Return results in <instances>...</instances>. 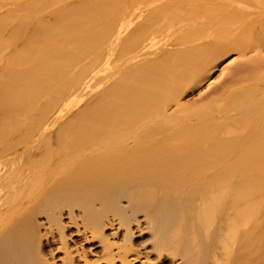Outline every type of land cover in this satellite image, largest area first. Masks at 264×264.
Masks as SVG:
<instances>
[{
    "label": "bare ground",
    "instance_id": "obj_1",
    "mask_svg": "<svg viewBox=\"0 0 264 264\" xmlns=\"http://www.w3.org/2000/svg\"><path fill=\"white\" fill-rule=\"evenodd\" d=\"M65 1L66 0H64V2ZM70 1L71 0H69L68 3L65 4L64 2H62V0H15L11 4H8L12 7L6 10L3 18L1 19L0 17V55L3 54V52L7 49H11L12 51H14H11L12 53L10 52L12 56H8L6 60L8 62V66L6 67V69L0 72V147H3V149H0V168L2 167L1 165H3V168H1L2 170L0 169V237H3L1 240H3V244H5L4 246L8 245L7 247L10 248L8 249L6 247L7 250H11L12 255H10V257H13V259L17 261L16 263H19V261L21 262L22 256L26 254V252L25 254L23 253L25 251L24 249L26 248V250L28 251L29 246L32 245L33 242L35 243L33 245H35V247L37 248L36 250L41 249L40 246L36 245V243L38 242L36 240H38L37 236H42L38 235V233L42 231L37 232L39 229L36 230L37 227L34 226L36 223L30 221L29 218V214H33L36 211V208H39L38 210H40L41 214L39 212L38 213L40 215H43V213L47 214L46 216L48 219H46L48 221H46L48 222L49 227V230L47 229V231L52 232L56 229H58L56 230V232L60 231L61 236H59L62 241V247L61 245L60 247L66 251L64 253V259L61 264H167V260L169 261V264H181V261H184L185 259H188L187 261L190 260V263L188 262L189 264H206L207 259H209L210 256H213L212 253H215L216 250L218 251V249H221L217 253L221 251L220 256L222 257V261L220 260V256L219 260L222 263L227 262L225 258L227 260L228 258L225 256L229 251L228 249L230 245L228 244L232 243V239L229 237L231 241H228L229 239L227 237L229 236L228 232L230 231V229L228 231L230 218H228L229 212L227 210V207L230 208L229 204H233L234 207L236 205H239L238 207H240L241 205L243 212H246L245 210H248L247 213L250 212L249 214L244 213L247 215L249 220V215H253L254 213V211L251 212V205L260 207L262 204H264V55L261 54L264 53V35L263 37H261V40L259 38L258 40L252 41L250 43H248L250 40L246 38L245 41L247 40L248 43L246 45L244 43L245 41H243L244 39L242 40L243 36L246 37V35H249L251 33L253 35V32L255 33L257 32V30H262V32H264V17H262V19H259V16H261L262 13L264 14V0L166 1L167 4H171V6L175 8V10L177 9L180 13V25L185 24V26L188 27L191 26V24L192 26H196L203 23L209 26H206V28L208 27V29H206L207 32H205L206 30H204L205 28H203V30L201 31H203L204 33L199 31L200 33L198 35H194V37L192 36L191 38H188L187 36L192 33V31L190 30L191 33L188 34V32L186 36L187 38L185 37V39L188 40L184 39V36L186 35L185 33L184 36L183 34L181 35L183 37L179 35L185 40V43L182 42L181 44H186L185 46H187L189 45L187 43L192 41L194 42V46H197L200 42L202 46L204 44V52L206 50L209 52V54L205 55L207 51L205 53L202 52V46L201 44H199L200 48L198 46L196 47V50L198 52L196 54V51L193 50L195 48H192V44L190 43V48H192V51H194L193 53H195V58H193L194 63H192L194 65L192 66V64H190L192 66H190L192 69L190 68L191 70H187L188 73L184 77L187 80H183L189 82V79V84H201L202 82L207 80L210 76H212V74H214L215 68L217 66L216 64L221 61L220 58L223 59L225 55L231 52H228V49L231 50L230 47L232 46L233 48L235 47V49L239 50L237 53H240L242 55H238L240 58L246 59V61L242 59L243 61H241V63L237 65V68H235V70L231 72V76H229L228 79L225 78L226 80H222V83H218L219 85H215L217 87H215L216 89L214 90H222L223 92L220 95L223 96L221 98V96L219 95L220 98L217 97L219 99L216 100L215 103L213 101L214 105H209V107L211 106L210 108H208L209 112L206 110L207 113L205 112V114H196L195 110H198L193 108V106H188V104L182 105L180 103H177L179 107L176 106L178 108L176 109L177 112L175 111L176 113L172 112L170 114V112L166 111V107L163 108L164 106L162 107V104L160 103L161 99L163 98L162 96H170L171 93L169 94V92L172 90V88L174 89L175 86L179 84L181 79L179 78L180 80L178 81V83H176V78L174 82V78L172 79V77L170 76V79L167 78L168 76H166L165 80H163V75L159 74L158 76L159 70L157 71V74L154 73L160 66V64H162L161 61L163 58L158 57L159 55L149 56L148 58L139 61L138 64L141 69L145 68V77H143V73H140L142 75L141 77L138 76V72V74H134L136 76V79H134L130 75L129 78H124L126 77V73H122L124 76L121 77L124 78V81L126 80V82H123L121 80V82L118 81L120 76L117 78V80L116 78H114L116 80L115 82H120L119 84L115 83L114 81L107 83V81L111 79L107 80L106 78L108 77H103V79L106 80V83L103 84L101 82L102 85H105V87H102L104 88L101 91L103 92L102 95L98 93V98L97 96H94L95 98L91 97L95 100L91 99V101L89 99L90 101L87 100V102H84L80 107V110L78 109V114L72 116L74 118L71 119V117L69 116V119L71 120L67 121L62 127L58 126L57 129H59V131H56V129H54L58 133L56 134L55 139H51L50 135L54 134L55 137V131L53 130V133H51L52 130L50 131V129L52 128L51 124L55 121L53 120L52 123L50 121V126L46 124L48 127H50L48 128L47 126L43 127L45 125L44 122H48V119L45 118L47 119V121H45L44 119H41L40 121L39 118H42L43 115L44 118L47 114V111L50 113L49 109L52 111V106L54 107L55 104L50 103L51 105H46L47 108L49 107V105L51 107H49L48 110L45 108V106H42L45 109L40 107V111L37 107L41 106V104H37V106L35 105V103L33 104L35 96L32 97V93L34 90L31 91L32 93L27 91L29 89L30 82L33 83V81H30L29 79L31 78L30 74H32L33 78L35 77V80L37 78H41L42 83L46 86V88H48L47 85H50L45 84V82L49 80V78H51V80L47 81V83L58 84L60 80L62 82V80H65L66 78V81H74V83L75 80L81 79V82L80 80H78L79 84L81 83L86 85V82L89 83L88 80L90 78H88V76L84 77L86 73L89 70H93L92 74H94V70L96 71L95 68L97 66L98 68L101 67L98 61L95 64L99 65L96 66L90 64L93 63V61H91L89 65L88 63L87 65L88 67L90 65L92 67L90 69L87 68L88 70L85 69L87 71L86 73L83 69V76H79L80 78L78 77V79H75L73 81L72 79H70L71 74H74L76 67H81L83 63L81 65L73 64L75 69L71 65H69L74 69V72H72V70L69 72L70 74H67L69 78H67L68 76L65 77L64 75H62V73L64 72H61L62 79H59V82L57 81L58 83L54 82L56 80H53L52 77H50L52 73L48 76L50 69H46V66H49L50 68L51 65L52 67L56 65L55 63L50 62L49 59H45V54L46 56L49 54L47 51L50 48L53 49V51H50V49L49 52H51L50 54L53 53L51 56H54L55 53H58L57 49L62 47L61 51L63 52L65 47H67V45L70 43L68 42L66 45V43L62 41H64L63 39L67 35L69 39L71 38L68 33L73 30V27L75 28V31L73 30L74 33H71V35L75 33L78 34L77 29L80 26H77V24L79 25L80 22L78 23L77 21H74L76 23L75 24L73 20L70 19L71 16H69V18L65 19H68L67 21H69V19L72 20V25H75H68L69 27L67 26L66 28L67 23L65 24V22L67 21L64 20V22L63 20H61V15L65 14L64 12L67 11L66 7L63 5H70ZM56 2V6H58V4L61 2V5L66 10H59V8L54 7L53 5ZM84 2L85 4L88 3L87 0ZM72 4H74V2ZM167 4H165V6L169 7V5ZM4 5L5 4L0 3V9L2 7L8 6ZM52 6L55 11L51 9ZM73 7L72 9L70 7L73 12V14L71 13V15H74L73 19L76 18L78 20L79 17H75L76 14H74V12H76V10L73 11V9L75 8ZM167 7L166 9L164 8L166 11H168ZM172 7H170L169 11L172 9ZM203 7L208 11H206L205 14H202V16H199L197 12L200 13V11H202L201 8ZM102 11L98 12L95 10V18L94 13L92 17L88 15L89 18L93 20L92 23L94 21L96 22L95 24L93 23V25H96L97 27H99L98 21L101 22L100 24H102L103 22L101 17L99 18V20L97 18V15ZM48 13H53L57 15V17H60L59 25L55 24V22H53L52 25H49L53 21H51L49 17H47V20L49 19L51 22L49 21L50 23H44L46 22V19H44V21L42 19V16L45 15L44 18H46V15H48ZM233 17L236 18L235 21L231 20V18ZM96 19L98 21H96ZM100 19L102 21H100ZM172 19H174V17ZM201 19L204 22H202ZM230 20L233 22H231ZM236 20L240 21V26L237 29L234 28V25L238 24L236 23ZM78 21H80V19ZM187 22L191 24L189 25ZM68 24H70V21ZM228 24H230L229 26L233 25L232 28H234V30L231 29L228 31V33L222 34L223 31H227ZM164 25L166 24L163 23V26ZM223 25H227L225 26L227 29H225ZM70 26H72V28ZM96 26L95 28H97ZM102 26L103 25H101V27ZM221 26H223L224 29L221 30ZM64 27L66 28V30ZM210 27H213V30H215V27H220L219 31H222L221 35L220 32L217 33V30L214 32L219 36L213 35L215 33L210 31L211 29L209 30ZM68 28H71V31L68 30ZM179 28H181V26H179ZM197 29L200 30L202 29V27ZM63 31H65L66 34H62ZM230 31L231 33H229ZM98 32L100 31L98 30ZM76 34L74 36H76ZM252 35L250 36L252 37ZM58 36L59 39L60 37L62 38L63 36H65L64 38H62V40H60V43L57 41ZM81 37L83 38V36ZM99 37V35L98 37H94L92 41ZM78 38L79 37L77 36L75 41L78 43L76 47H79L78 49H81V47H83V44L80 43L83 40H81L82 38H80L81 42H79ZM223 38L226 39V41L224 40L225 43L221 41ZM174 39L179 38L178 36H175ZM183 39H180V41ZM68 40L65 41L67 42ZM73 40H71V42ZM98 40L95 41L100 42ZM238 40H242V43L244 44H242ZM219 41L221 42L219 43ZM63 43H65L64 45L66 46H64ZM89 43L90 42L87 43V50H84L87 54V58L90 56L89 54L93 53L96 49L89 46L93 49L91 50V52H89ZM221 43H223L222 45L231 44V46H229V48L227 49V45L224 46L225 48L221 45V48L227 49L228 51L224 50V52L223 50H221V54H218V52H220V49L218 50L219 47L217 48V46H219V44ZM19 44L22 45V47H20ZM79 44L80 46H78ZM233 44H235V46ZM17 45L20 48L17 47ZM93 45L94 43L92 44V46ZM68 47L71 50V46ZM81 50L79 51L81 52ZM200 51L202 53H200ZM249 53H252L253 56L249 55V57H247ZM30 54L34 55L30 56ZM66 54L68 53H65V55ZM78 54L79 58L83 56L82 61H84L83 58L86 57L85 53ZM81 54L84 55L81 56ZM27 55H29V59L32 60V65L30 64V67L32 68H29L32 70H28L29 72L25 73L23 72L24 70L22 71V69L26 70L28 67L27 64L30 61ZM61 55L59 57H64L65 62L66 56ZM34 56L40 58L37 59ZM71 56L73 55H69L67 60ZM30 57H32L34 60ZM53 59H55V57ZM61 60L62 59H60V61ZM67 60L65 64H70V61L68 62ZM73 60L76 61L77 59L74 58ZM73 60L71 59V61ZM82 61L80 60V62ZM54 62H56V60ZM54 68L57 69L56 67ZM77 69L76 71L80 73L81 68H79L78 70ZM137 69L140 68L138 67ZM45 70H49V72L46 73ZM91 71L88 75L95 76L96 74L90 75ZM127 71L130 72L131 70ZM43 72H45V74H47V76L49 77L47 78V76L45 75V78H47L46 81L44 80L45 78L43 77ZM77 72H75L77 74H75V76H78ZM134 72H137L136 69ZM55 74L52 76L56 77L57 75ZM122 74L120 73L119 75ZM128 74L129 73H127V75ZM40 75L43 76L40 77ZM61 75L59 74V76ZM137 76L139 77L138 79ZM178 76H180V74ZM237 77H240L242 83L245 80L247 84H244V86L240 83L242 87L239 88L238 86V90H236L237 88L232 87L236 90L234 91V89H231V86H233L234 84L236 85V87L237 84L240 85L239 83H237ZM92 78L93 77H91V79ZM233 78H235L236 83L234 82ZM96 80L97 81L94 80L93 82L90 80L92 84L90 83V87L88 86L89 88H87V83L85 87L87 88L86 91H88L89 89L91 90L92 85H95V82L99 83L102 78H97ZM35 83L36 82H34V85L30 87H34ZM128 83L131 84L129 88H131L133 85L135 87V90H133L132 88L131 91L130 89H127L128 86H125ZM154 83L155 85H152ZM175 83L176 85H173ZM84 85H82L81 87H83V89L85 90ZM51 86L49 87L51 89L53 88V90L52 93H49L50 95L59 93V89L61 90L65 87L63 86V88L54 90L53 84H51ZM149 86L150 88L154 86L151 91L154 90L156 86L158 87L157 89H155L156 91L158 90V92L156 93L152 91V93L154 92V95H158L159 93V97L154 95L152 96V93L150 94ZM37 87L38 86L36 84L35 88ZM43 87L42 89L44 92L46 88ZM136 87L137 89L139 88L141 90H136ZM47 90H45L46 93ZM64 90H66V87ZM69 90L65 91V93H67ZM84 90L81 89V92L83 91L82 93H85L86 91ZM132 90L134 92H132ZM228 90L229 92H232H230L229 94L227 92ZM71 91L72 90H70L69 92L72 94L73 92ZM161 93L163 95H161ZM225 93H228L226 98H224ZM208 94L210 96V93ZM75 95L76 93H74V95L72 94L71 96ZM207 95H205L204 97L206 98ZM46 96L49 95L46 94ZM146 96H148V98ZM160 96L162 98H160ZM167 96L166 98H163L165 99L163 100V105L165 106L166 103L164 102L169 100V97ZM143 97L144 101L147 99L149 100V102L152 99L154 100L156 97H158L157 103H160L159 105H161V107L155 104L153 114L157 110V107H160V109L158 108L157 111L159 112L162 109L163 116L160 114L162 117H153L151 113L150 115H152V117H148L149 113H147V111L145 110L146 115L148 114L147 117L149 118L147 119V121H145V118H141L145 122L141 121V124L139 121L140 124H138V121L136 122V120L138 119L137 117V119L135 118L136 120H134L137 124H133V119H130L133 122L132 124H130L131 122L128 123L127 113L129 111H131L132 113V110L134 111L136 109H139L140 105L142 104L141 102L143 101ZM220 99H222V101ZM40 101H42V99ZM36 102L40 103L39 101ZM149 102L146 101V103ZM151 102L148 106L152 105L151 108H153V102L155 103V101ZM25 104H28L27 106L29 109L33 106L38 109L37 111L33 107L32 109H34V111L32 112L33 115L35 112L37 113V115L40 114L39 116H35L37 117V119H39L38 123H40L41 125V127L39 128H42V130L44 131L43 134H46L47 137L45 136L46 138L42 139H40L39 137L34 138L32 144L25 148L24 152H21L24 154V156H22L21 154L17 155L18 157H20L21 155L20 158L24 157L23 159H21L22 161L17 162V157V160L12 156V159H9L10 157H7L9 151L12 154L11 150L14 147L13 143H16L14 141L17 139H22V141L20 140L21 142L18 141L20 142V144H16L17 146H19L22 145L23 141H27L30 137L32 139V135H30L31 130L28 132V136H30L28 139L25 138V140H23L27 135L25 136L23 134L24 137L23 135H20L21 133H24L23 131H27V128H23L27 127L26 124H24L23 127L20 126L21 131L18 130V132H20L19 134L18 132L14 133L17 134V139L14 136V140L11 138V134H13L12 131H14V129L16 128L18 129L17 125H19L20 121L24 122V120H21L20 117L17 116H19L18 108H21L23 105L26 106ZM143 107H140V110H142ZM41 109L43 110V114L40 113L42 112ZM189 109H192L191 112ZM200 109H203V107ZM151 110L153 111V109H150V112ZM44 111H46L45 114ZM184 111L186 113H184ZM201 112L203 111L201 110ZM48 114L46 115L47 117L49 116ZM141 114H143V112H141ZM141 114L139 118L141 117ZM144 115L145 114H143L142 116ZM59 117H61V114ZM155 117H157L158 120H156ZM17 119L20 121H16ZM36 120L35 123H37ZM20 124L22 125V123ZM47 131H50V133H48V135L50 134V137H48L46 133ZM14 132H16V130ZM25 134H27V132ZM43 134H41V137L44 136ZM8 135L10 136V138ZM6 136H8L11 141H13L12 144L10 141H7L8 139L6 140ZM26 143L24 142L23 145ZM8 144L10 146L12 145V148L9 146L11 150L7 149L8 152L3 151L5 147L8 148ZM23 145L22 147H24ZM17 146H15L14 148H16ZM13 150L15 152V149ZM11 154L9 153V155ZM13 156H15V153ZM42 164L47 165V170L44 169L45 172L39 167ZM4 166H6V168ZM41 186H43L42 188L48 189H45L47 190L45 196L43 195L45 193L44 192L37 199V201H39L40 198L43 197V199L41 198L42 201L40 200L41 203L38 202L37 204L36 193L38 192L37 190H40ZM249 205L250 208H247ZM66 207L70 209H67ZM33 208L35 210L31 212ZM64 208L70 210L71 213H74L75 208H77L79 211L78 213H75L79 216L78 218H82L79 220L80 222H77L74 216L70 213V215L72 216L71 219L73 220V222L71 221L70 223H73V225H75L74 227L76 229L74 230V233L78 237V239L76 238L77 241H75V246L72 243L71 244L73 246H70V243H67L66 236L64 235L66 224L62 225L63 219L61 217ZM32 214L30 215V217L32 216ZM217 214L220 216H218L219 218L217 217ZM139 215L142 218L139 217ZM24 216L26 218H24ZM31 218V220L34 219L33 217ZM27 219H29V222L31 224ZM227 219H229L228 224L226 222ZM35 220L37 222L36 218ZM248 220L244 219V221L246 222ZM25 221H27V225H25ZM32 222L35 224H33ZM22 224L26 228V232L23 231L25 228H23L22 230ZM32 225L34 228H32ZM257 225L258 223L255 224V228L257 227ZM255 228V231H259V228ZM19 230H22L21 233H27V237L21 238V233L18 232ZM35 232L37 234H35ZM43 233L46 234L47 232L43 231ZM147 233H150V235L145 239H141V235L146 234L147 236ZM139 237H141L139 239L141 241H138L137 238ZM42 238L39 239V244L41 243ZM67 238L69 237L67 236ZM256 239L258 240L257 237H255V240ZM257 240L255 241V243H258ZM82 242H85L87 247L78 246V244L82 245ZM255 245L259 247L258 244ZM57 246H59V244H57ZM244 248L240 250L242 255H244L243 249L246 250V246ZM249 248L247 247L248 250ZM32 250L34 251L35 248H32ZM256 250H258V248ZM240 251L237 252L239 253ZM32 254L35 255L37 253L35 252L34 254L32 252ZM28 255H25L23 258V260L25 259V262L27 257L31 258V255ZM216 256H218V254ZM237 256L239 255H236V258L238 259L239 257ZM10 257H7V259ZM37 257H41L39 262L34 259L37 264H52L51 262L55 259L54 257H52V259L44 258L40 256V254H38ZM229 257H232L231 253ZM245 258H247L248 260L250 256L248 258L247 255V257ZM245 258L243 259L244 261ZM30 261L31 260L29 259V262ZM186 263L187 262L185 260V264Z\"/></svg>",
    "mask_w": 264,
    "mask_h": 264
},
{
    "label": "rangeland",
    "instance_id": "obj_2",
    "mask_svg": "<svg viewBox=\"0 0 264 264\" xmlns=\"http://www.w3.org/2000/svg\"><path fill=\"white\" fill-rule=\"evenodd\" d=\"M15 0H0V3H3V4H5V5H8V4H11L12 2H14ZM19 1V0H18ZM21 1V0H20ZM67 1V0H66ZM66 1L64 2V0H62V2H64L65 4H67L68 3V1H67V3H66ZM82 1H83V3H82ZM84 1H86V0H73V2H74V4H72L73 2H72V0L69 2L70 3V5L67 7L66 5H63V6H65L66 7V9H67V11H69V10H71L72 9V7L74 6L75 8H77V9H75L74 7V9H73V11H75L76 10V12H74V14H76V16L75 17H79V19H80V21H78L76 18L75 19H73V17H74V15H71V13L73 14V12H72V10L71 11H69V12H64L65 14H63V15H61L62 16V18H61V20H65V21H67L68 19H65V18H69V16H71L70 17V19H72L73 20V22L75 21H77L78 23H79V25L77 24V26H80L79 28H81V29H77L78 30V34H76V36H74L75 34H72L71 35V33H74V27H73V30L71 31L70 29L72 28V26H74V25H72V20H70L69 19V21H70V24H68L69 23V21H67V22H65V24L67 23V25H66V28H67V26L68 25H72V26H70L71 28H68V30H70L71 32H67L69 35H70V37L71 38H73V39H69V37H68V35L65 37V36H63L62 38H64L63 40L64 41H62V42H65L66 43V45H67V43L69 42L70 44H68L67 45V47H65V49L66 48H69L68 46H71V50H70V48L69 49H64V46H66V45H64L65 43H63V49H64V51H65V53H68V54H66L65 55V53H64V51L62 52L61 50H62V47L61 48H59V49H57V51H58V53H55L56 54V56H55V54H54V56H51L52 54H50L51 52H49V50L51 49H49L47 52L50 54H48L49 55V58H48V55L46 56V54H45V59H49V61L50 62H52V63H55V65L56 66H54V64H53V66L54 67H56L57 69H59V70H57V69H55L54 67H52V65H51V67L49 68V66H46V69L48 68V69H50V72H49V70H45L46 71V73H48V76H49V74H51L50 75V77H52V79L53 80H56V81H54V82H57L59 79H62L61 77H62V75H64L65 77L66 76H68L67 74L70 72V71H72V72H74V65L73 64H75V65H81L82 63L85 65H83L82 64V66L81 67H76V69L78 68H81V70H80V73H78L77 71H76V69H75V72H77L78 73V76H75V72H74V74L72 73L71 74V76H70V79H72V81L73 80H75V79H78V77L79 76H83L82 74H84V70L85 69H90L92 66L90 65L89 67H88V65H89V63L91 62V61H93V63H90V64H93V66H96V65H101V67L100 68H98V66L95 68L96 69V71L94 70V74H92V71L91 70H89L88 72L85 70V73H86V75L84 76V77H87L88 76V78H89V83L88 82H86V85H87V83H88V85H87V88H89L90 87V83L92 84V82L95 80V81H97L96 79L98 78V79H101L102 78V80H100V82L99 83H97V82H95L96 84V86L95 85H92V88H91V90L89 91H86L87 90V88H85L86 87V85H84V84H79V81L78 80H80V82H81V79H78V80H75V83H74V81L73 82H71V81H66V78H65V80L63 79L62 80V82H61V80H60V82L58 83V84H54V83H47V81H49V80H51V78H49L48 76H47V74H45V72H43V75H40V77L41 76H43L44 78L47 76V78H49V80H47L46 81V79L47 78H45L44 80L46 81H44L45 82V84H50V85H47L48 86V88H50L49 86H51V84H53V87H54V90L56 89H58V88H63V86H65L66 87V90H64L65 89V87H64V89H59V93H57V91H56V93L57 94H49V93H52V90H53V88L50 90V89H48V88H46V86L42 83V80H41V78H37L36 80L33 78V76H32V74H30V76H31V78H29L30 79V81H33V83L32 82H30V86H33L34 85V82H36L35 83V86L34 87H30L29 86V89L27 90V91H29V92H31V91H33V93H32V97H34L35 99H34V102H33V104L35 103V105L37 106V104H41V106H38L37 108L39 109L40 107H44L45 106V108L48 110L49 109V107H50V103H54L55 104V106L53 107L52 106V108H53V110L51 111L50 109H49V111H50V113L47 111V114L49 115L48 117L45 115V117L43 118V116H42V118H39L40 119V121H41V119L43 120H45V121H47V119H48V122H44V126L43 127H45V126H47V125H49L50 126V121H51V123L53 122V120L56 122V124H55V122L54 123H52L51 124V129H50V131H51V133H53L55 130L54 129H56V131H59V129H57V127L58 126H60V127H62V126H64V124L67 122V121H69V120H71L72 118H74V117H72L73 115L75 116L76 114H78L77 112H79V110H80V107L82 106V104L84 103V102H87V100H91L92 98L91 97H94V96H97V98L99 97L98 96V93L100 94V95H102V93L103 92H101L102 91V89H104V88H102L103 86L105 87V85H102L101 84V82L103 83V84H105L106 83V80L105 79H103V77L104 78H106V77H108V78H106L107 80L108 79H111V80H109V81H107V83L108 82H111V81H116L117 80V78L120 76H124L122 73H126V77H124V78H129L130 76L131 77H133L134 79H136V76L134 75V74H138V72H139V74H138V76H142L143 75V77H145L146 75L144 74V72H145V68H143V69H141V67L138 65L139 64V61H142L143 59H146V58H148L149 56H158V57H160V58H163L162 59V61H161V63L162 64H160V68L158 67L157 69H156V71L154 72V73H156L157 74V71H158V76H159V74H161V75H163V80H165V78H166V76H168L167 78H169L170 79V77H172V79L174 80V82H175V78H176V83H178V81L180 80V82H179V84L178 85H176V83L175 84H173V85H176L175 86V88L173 89L172 88V90L170 91L169 89V94H170V96L168 95H166L167 97H169L168 99L169 100H167L166 102H164V103H166V106L165 105H163V100H165V99H163V98H166V96H160V98H162L161 99V101H160V103L162 104V107L163 108H165L166 109V111H168V112H170V114L173 112H177V110L176 109H178L177 107H179L178 105H177V103L179 104H182V105H187L188 104V106H193V108H195V109H197L198 111H196L195 109V113L196 114H205V112L207 113V111H208V108H210L209 107V105L211 104V105H214V103H215V101L216 100H218L219 98H220V94L223 92L222 90H220V91H215L214 89H216L215 87H217V86H215L216 84L217 85H219L220 83H222L223 81L222 80H226L225 78H229V76H231L230 74H231V72L232 71H234L235 70V68H237V65H239L240 63H241V61H243V60H245L246 61V59H244V58H240L239 56L241 55L240 53H237L239 50L238 49H235V47L233 48V46L232 47H230L231 48V50L230 49H228L229 48V46H231V44H229V45H222L223 43H225V41H226V39H222L221 41L223 42V43H221V44H219V46H217V48H218V50L220 51V52H218V54H221V50H227L228 52H230L229 54H227V55H223L222 57H223V59L222 58H220V60L221 61H219L218 62V64H216L217 66H216V68H215V71H214V74H212V76H210L207 80H205L204 82H202L201 84H189V82H190V80L188 79V81L189 82H186V78H184L185 76H186V74L188 73L187 72V70L189 71V69L194 65V64H192V63H194V60H193V58H195V53L197 54L198 52H197V50H196V47L198 46L199 48H200V45L199 44H201L200 42H199V44L197 45V44H195V45H197V46H194V42H192V41H190V42H186L187 44H189V45H187V46H189V47H187V46H185L184 44H181L182 42L183 43H185L184 41L185 40H188V39H185V37L187 36V33L188 34H190L191 33V31H192V33L190 34V35H188L187 37L188 38H191L192 36L194 37V35H198L200 32L199 31H201V30H203V28H205L204 30H206V29H208V25H206V24H203V23H201V25L200 24H198V25H196V26H192V24L191 23H188L189 25L191 24V26H185V24L184 25H180L181 23V18H180V13L178 12V10L176 9L175 10V8H173L172 6H171V4L169 5V4H167L166 3V1L168 2L169 0H87L88 1V3H86L87 5H88V7H87V5L85 4V2ZM171 2L173 1V0H170ZM72 2V3H71ZM63 3V4H64ZM77 5H76V4ZM170 3V2H169ZM56 4H57V2L53 5L54 7H57V8H59V10H64L65 8L61 5L62 3L60 2L59 4H58V6L59 5H61V6H56ZM81 4H82V6H81ZM165 4H167V5H169V7H167V6H165ZM4 5V6H5ZM53 6H52V10H54V8H53ZM84 6H86V7H84ZM10 7H12V6H5V7H2L1 9H0V15H2V16H0L1 17V19L3 18V15L5 14V12H6V10L7 9H9ZM70 7H71V9H70ZM166 7H167V9H168V11H166L165 9H166ZM170 7H172V9L169 11V9H170ZM69 8V9H68ZM88 8H89V10H88ZM91 8H92V10H91ZM165 8V9H164ZM65 9V10H66ZM96 11H98V12H100V11H102V10H105V11H107V12H105V11H102L101 13H103V14H98L99 15V17H98V15H97V18H98V20H99V18L101 17V19L103 20V22H102V24H100L101 22H99L97 19H96V21H98V25H99V27H97L96 25H93V23L95 24L96 22L94 21L93 23H92V19H90L89 18V16L88 15H90V17H92L93 16V13H94V11L95 10ZM173 9H174V11H173ZM202 9V11H200V13L199 12H197L198 13V15L199 16H202V14H205V12L206 11H208L206 8H201ZM55 11V10H54ZM77 11H78V15H77ZM92 12V13H91ZM164 12H166V13H164ZM178 12V13H177ZM68 13V14H67ZM70 13V14H69ZM96 13V12H95ZM94 13V18L96 17L95 14ZM173 13V14H172ZM201 14V15H200ZM215 14H219V13H215ZM173 15V16H172ZM175 15V16H174ZM264 14L262 13L261 14V16H259V19H262V17H264L263 16ZM52 16V17H51ZM168 16H170V17H168ZM190 16V15H189ZM45 17V15L44 16H42V19L44 20V19H46V22H44V23H50L52 20V22H51V24H49V25H52L53 24V22H55V24H58L59 25V21H60V17H57V15H55V14H53V13H48V15H46V18H44ZM47 17H49V19L51 20H47ZM77 17V18H78ZM174 17V19H172V18ZM261 17V18H260ZM93 18V19H94ZM100 19V21H102ZM235 17H233V18H231V20H234L235 21ZM42 20V21H43ZM54 20H56V21H54ZM179 21V23H178V21ZM204 20V19H203ZM230 20V21H231ZM237 20H240V19H237ZM236 20V23H238L237 25L235 24L234 25V28H239V26H240V21H237ZM45 21V20H44ZM48 21V22H47ZM50 21V22H49ZM201 21H202V19H201ZM56 22H58V23H56ZM202 22H204V21H202ZM231 22H233V21H231ZM43 23V22H42ZM163 23H165L166 25H164L163 26ZM54 24V25H55ZM81 24V25H80ZM45 25V24H44ZM46 25H48V24H46ZM57 25V26H58ZM64 25V24H63ZM101 25H103L102 27H101ZM230 24H228V26L227 25H225V26H227V28L225 27V29H227V31H221L222 32V34H224V33H228V31L229 30H231V29H233L234 30V28H232L233 27V25L232 26H229ZM76 26V27H77ZM95 26L98 28H95ZM179 26H181V28H179ZM206 26H208L207 28H206ZM223 26H221L222 28H221V30L222 29H224L223 28ZM69 27V26H68ZM202 27V29H200V30H198L197 28H201ZM41 28V27H40ZM39 28V29H40ZM65 28V27H64ZM63 28V29H64ZM66 28H65V30H66ZM93 28H95V29H97V30H95V29H93ZM178 28V29H177ZM213 28V27H212ZM211 27L209 28V30L210 31H212L213 33H215L214 31H216L217 30V33H219L220 31V27H215V30H213ZM38 29V30H39ZM42 29V28H41ZM83 29V30H82ZM106 29V30H105ZM182 29V30H181ZM193 29H195V30H193ZM37 30V29H36ZM77 30H76V32H77ZM81 30V31H80ZM98 30L100 31V32H98ZM103 30V31H102ZM163 30H167L166 32L165 31H163ZM191 30V31H190ZM197 30V31H196ZM208 30V31H209ZM232 30V31H233ZM32 31V30H31ZM60 31V30H59ZM61 31H62V28H61ZM80 31V32H79ZM104 31H105V33H104ZM169 31V32H168ZM98 32V33H97ZM101 32H103V33H101ZM164 32V33H163ZM196 32H198V33H196ZM201 32H203V31H201ZM205 32H207V30L205 31ZM221 32H220V35H221ZM63 33H65V31H63L62 32V34ZM97 33V34H96ZM100 33V34H99ZM177 33H179V34H177ZM186 35H185V34ZM196 33V34H195ZM204 33V32H203ZM229 33H231V31L229 32ZM261 33V34H260ZM66 34V33H65ZM183 34V36H184V39L183 38H181V37H183V36H181ZM193 34V35H192ZM212 34V33H211ZM260 34V35H259ZM97 35V36H96ZM98 35L100 36V37H102V38H96L95 40H98V39H101V40H98V41H100V42H97V41H95V40H93L92 41V39H94V37H98ZM104 35H105V37H104ZM107 35V36H106ZM181 37H180V36ZM213 35H217V36H219L218 34H213ZM250 35H252V33L251 34H249V35H246V37L245 36H243V38H242V40L243 41H245V39L247 38L248 40H250L248 43H250V42H252V41H255V40H258L259 38H260V40L262 39L261 37H263V35H264V32H262V30H257V32H253V35H252V37L250 36ZM259 35V36H258ZM262 35V36H261ZM61 36V35H60ZM77 36L79 37L78 39H79V42H81V40H83L80 44H83V47H81V49H78L79 47H76L77 46V42H75L76 41V38H77ZM81 36H83V38L81 37ZM175 36L177 37L178 36V38L179 39H174L175 38ZM190 36V37H189ZM250 37V38H248V37ZM255 36V37H254ZM258 36V37H257ZM104 37V38H103ZM186 37V38H187ZM234 37H235V35H234ZM62 38L60 37V39H59V36H58V42L60 43V40H62ZM80 38H82L81 40H80ZM173 38V39H172ZM254 38V39H253ZM256 38V39H255ZM69 39V40H68ZM77 39V40H78ZM180 39H183V40H181L180 41ZM65 40H68L67 42L65 41ZM71 40H73L72 42H71ZM193 40V39H192ZM225 40V41H224ZM240 41V40H238V41H240L241 43L243 42V41ZM180 43H179V42ZM221 41H219V43L221 42ZM62 42H61V45H62ZM74 42V43H73ZM88 42H90L89 44H88V48H90V51L89 52H91V50H93L92 48H96L95 50H94V52L93 53H90L88 56V58H87V54H86V47H87V43ZM94 43V47L92 46V44ZM96 42H97V44H96ZM158 42V43H157ZM160 42V43H159ZM203 42H205V41H203ZM20 43V42H19ZM74 45H73V44ZM190 43L192 44L191 45V47L192 48H195V49H193L194 51H196L195 53H193L194 51H192V48H190ZM245 43V45L246 44H248L247 43V40L244 42ZM244 43H242V44H244ZM80 44L78 45V46H80ZM91 44V45H90ZM163 44V45H162ZM178 44V45H177ZM241 44V45H242ZM20 45V44H19ZM154 47H153V46ZM182 45H184V46H182ZM221 45H222V47H224V46H226V48L227 49H223V48H221ZM234 46H235V44H233ZM89 46H91V47H89ZM201 46H202V44H201ZM203 46H204V44H203ZM203 46H202V52H204V50H203ZM236 46H237V43H236ZM17 47H19L18 45H17ZM20 47H22V45H20ZM19 47V48H20ZM76 47V48H75ZM85 48V49H84ZM190 48V49H189ZM225 48V47H224ZM237 48V47H236ZM79 50H81V52L79 51ZM85 50V51H84ZM163 50V51H162ZM199 50V49H198ZM232 50H233V52H232ZM236 50V51H235ZM7 51H9V52H7ZM12 50L11 49H7V50H5L4 52H3V54H1L0 55V72L2 71V70H4V69H6V67L8 66V62L6 61L7 60V58H8V56L10 57V52H11ZM50 51H53V49H51ZM87 51V52H88ZM200 51V53H202ZM207 51V50H206ZM205 51V52H206ZM223 51H222V53H223ZM224 51V52H225ZM12 52H14V51H12ZM11 52V53H12ZM55 52H56V50H55ZM69 52H71V53H69ZM111 52H112V54H111ZM160 52H163V53H160ZM204 52V53H205ZM263 52H264V50H263ZM9 53V54H8ZM61 53H62V55H61ZM78 53H85V58H83V60L85 61H82V55H84V54H81V56L82 57H80L79 58V54ZM144 53V54H143ZM158 53H160V54H158ZM203 53V54H204ZM58 54H60L61 56H66V58H65V62H66V60H67V58L69 57V55H73V56H71L67 61L70 63V64H68V63H66L65 64V62H64V57L63 58H60L59 56L60 55H58ZM109 56H108V55ZM162 54V55H161ZM207 54H209V52L207 51V53L205 54V55H207ZM240 54V55H239ZM255 54V53H254ZM262 55H264V53H261ZM34 54H30V56H33ZM75 55V56H74ZM76 55H77V57H76ZM111 55V56H110ZM239 55V56H238ZM249 55L250 56H253V54L252 53H249L248 54V56L247 57H249ZM12 56V55H11ZM37 56V55H36ZM36 56H34L35 58H37ZM39 56V55H38ZM163 56V57H162ZM242 56V55H241ZM27 57H28V59H29V55H27ZM55 57V59H53ZM56 57H58V58H56ZM244 57V56H243ZM247 57H245V58H247ZM31 59H33L32 57H30ZM40 58V57H39ZM39 58H37V59H39ZM53 59V60H51V59ZM77 59L76 61L75 60H73V59ZM87 58V59H86ZM139 58V59H138ZM157 58V57H156ZM58 59V60H57ZM60 59H62L61 61H60ZM71 59L73 60V61H71ZM86 59V60H85ZM243 59V60H242ZM30 60V59H29ZM34 60V59H33ZM56 60V62H54ZM80 60L82 61V62H80ZM193 62H192V61ZM32 60H30L29 62H31ZM58 61V62H57ZM95 61V62H94ZM97 61H98V63L99 64H95V63H97ZM133 61V62H132ZM191 61V62H190ZM28 62V61H27ZM28 62V64H27V71L25 70V69H22V71L23 72H29V71H31L32 69H29V68H32V67H30L31 65H32V62L31 63H29ZM60 62V63H59ZM63 62H64V64H63ZM57 63V64H56ZM78 63V64H77ZM87 63H88V65H87ZM126 63V64H125ZM31 64V65H30ZM51 64V63H50ZM61 64V65H60ZM95 64V65H94ZM190 64H192V66L190 65ZM59 65V66H58ZM64 67H63V66ZM69 65H71L73 68H71V66H69ZM163 65V66H162ZM61 66V67H60ZM66 66V67H65ZM87 66V67H86ZM136 66H138L140 69H137L138 67H136ZM191 66V67H190ZM63 67V68H62ZM85 67V68H84ZM134 67H136V68H134ZM70 68H71V70H70ZM94 68V67H93ZM92 68V69H93ZM130 68H133V69H130ZM62 69V70H61ZM77 69V70H78ZM84 69V70H83ZM87 69V70H88ZM135 69H136V73L134 72L135 71ZM163 69V70H162ZM192 69V68H191ZM190 69V70H191ZM29 70V71H28ZM127 70H131L130 72L129 71H127ZM132 70H133V73H132ZM139 70H143L142 72L141 71H139ZM19 71H21V70H19ZM35 71V70H34ZM33 71V72H34ZM53 71H54V73H53ZM91 71V74L90 75H95V76H89L88 74H89V72ZM118 71V72H117ZM127 71V72H126ZM186 71V72H185ZM32 72V73H33ZM61 72H64V73H62V75H61ZM161 72V73H160ZM185 72V73H184ZM35 73V72H34ZM56 73V74H55ZM122 74V75H119V74ZM127 73H129L128 75H127ZM142 75H141V74ZM183 73V74H182ZM57 75L56 77L58 78H56L55 76H52V75ZM59 74L61 75V76H59ZM70 74V73H69ZM81 74V75H80ZM133 74V75H132ZM175 74V75H174ZM177 74V75H176ZM180 74V76H178ZM183 75V78H182V75ZM36 75V74H35ZM46 75V76H45ZM77 75V74H76ZM130 75V76H129ZM145 75V76H144ZM75 76V77H74ZM135 76V77H134ZM137 76V79L139 78ZM170 76V77H169ZM175 76V77H174ZM55 77V78H54ZM91 77H93L92 79H91ZM120 77H119V79H118V81H123V82H126V80L124 81V78H122L121 77V79H120ZM64 78V77H63ZM67 78H69V76L67 77ZM74 78V79H73ZM80 78V77H79ZM114 78H116V80L114 79ZM178 78V79H177ZM180 78V79H179ZM238 78V80H237V83H241V84H247L246 82H245V80H244V82L242 83V80H240V77H237ZM39 79H40V81H39ZM114 79V80H113ZM123 79V80H122ZM183 79H186V80H183ZM90 80L92 81V82H90ZM233 80H234V82L236 83V81H235V78H233ZM241 82H240V81ZM120 81V82H121ZM182 81V82H181ZM40 82H41V84H40ZM53 82V81H52ZM119 82V83H120ZM32 83V84H31ZM115 83H118V82H115ZM118 83V84H119ZM219 83V84H218ZM36 84H37V88H35L36 87ZM39 84V85H38ZM43 84V85H42ZM79 84V85H78ZM101 84V85H100ZM129 84V83H128ZM126 85L125 87H127V89H130V91H131V88L133 89V90H135L134 88V86L132 85V87L131 88H129L130 86H131V84H129V85ZM241 84L240 85H238L237 84V87H236V85L234 84L233 86H231V89L233 90L234 88H232V87H235V88H237L236 90H238L240 87H242L241 86ZM82 85H84V88H85V90L83 89V87H81ZM152 85H155V83L154 84H152ZM151 85V86H152ZM41 86V87H40ZM45 87L46 89L45 90H47V93H46V91L44 90V92H43V89H42V87ZM80 86V87H79ZM89 86V87H88ZM94 86V87H93ZM99 86V87H98ZM238 86H239V88H238ZM245 86V85H244ZM243 86V87H244ZM43 87V88H44ZM52 87V86H51ZM154 87V86H153ZM152 87V88H153ZM214 87V88H213ZM34 88V89H33ZM68 88V89H67ZM149 88H150V86H149ZM152 88H150L149 89V91H150V94L152 93V91H154V92H158V90L156 91L155 89H157L158 87L156 86L155 88H154V90H152L151 91V89ZM41 91H40V90ZM72 90L71 92H73L72 94L74 95V93H76V95L75 96H71L72 94L69 92L70 90ZM81 89L82 90H84V91H86L85 93H82L81 92ZM139 89V88H138ZM137 89V87H136V90H138ZM37 90H39V91H37ZM67 90H69L67 93H65V91H67ZM132 90V92H134ZM141 89H139L138 91H140ZM212 90V91H211ZM235 89H234V91H236ZM36 91V92H35ZM104 91V90H103ZM214 91H215V93H214ZM101 92V93H100ZM154 92L152 93V96L154 95ZM163 92V91H162ZM229 94H230V92H232V91H230L229 92V90L227 91ZM35 93H37V94H35ZM43 93V94H42ZM69 93V94H68ZM208 93H210V96H209V94ZM228 93H225V95H224V98H226V96H227V94ZM35 94V95H34ZM39 94V95H38ZM43 95V97H42V95ZM46 94L47 95H49V96H46ZM166 94H167V92H166ZM208 94V95H207ZM158 95H159V93H158ZM157 94H155L154 96H158ZM161 95H163L162 93H161ZM205 95H207V97L205 98L204 96ZM220 95V96H219ZM39 96V97H38ZM71 96V97H70ZM149 96V95H148ZM148 96H146L147 98H148ZM151 96V95H150ZM209 96V97H208ZM223 96V95H222ZM222 96H221V98H222ZM41 97V98H40ZM46 97V98H45ZM159 97V96H158ZM158 97H156L154 100L152 99L151 101H155V103L153 102V108H151V106H148L149 105V103L151 102H149V100H145L144 101V97H143V101L141 102L142 104L140 105V107H143V106H146V107H143V109L142 110H140L141 108L139 107V109H136V110H132V113H131V111H129L128 113H127V115H128V120H127V122L128 123H130V124H132L133 122L132 121H134V120H136L137 119V117H138V119L136 120V122L138 121V124H142V122L144 121V120H142V119H144L145 118V121H147V119H149L148 117L150 116V117H152V115H153V117L154 116H161L162 115V113H163V111H162V109H161V111H157L158 110V108L160 109V107H161V105H159L160 103H157V98ZM176 97V98H175ZM202 97H204V98H202ZM217 97H219V98H217ZM44 98V99H43ZM95 98V97H94ZM151 98V97H150ZM154 98V97H153ZM37 99H42V101H40V100H37ZM78 100H79V102H78ZM89 100V101H90ZM92 100H95V99H92ZM91 100V101H92ZM158 100H160V99H158ZM221 101H222V99H220ZM36 101H39L40 103H38V102H36ZM54 101V102H53ZM67 101V102H66ZM146 101L147 102H149V103H146ZM213 101H214V103H213ZM48 104H50L49 105V107L47 108V106L46 105H48ZM144 104V105H143ZM151 104H152V102H151ZM155 104L156 105H159L160 107H157V113H156V111H155V113L153 114V112H154V106H155ZM26 105V104H25ZM28 105V104H27ZM22 106L21 108H18V115L19 116H17V117H20V119L21 120H24V122L23 121H20V120H16V121H20V123H22V125L19 123V125H17V127H18V129L16 128V129H14V131L16 130V132H14V131H12L13 132V134H11L12 135V139L14 140V137L16 138V136H17V134H14V133H17L18 132V130H20L21 131V127H23L24 126V124H26V126L27 127H23L24 129H26L27 131V134H25L26 132L25 131H23L24 133H21L20 135H27L26 137H24V135H23V137H24V139L23 140H25V138H29L30 136H28V132L30 131V135H32V139H31V137L26 141H23V143L25 142H27L26 144H24L23 145V143H22V145L24 146V147H22V145H19V146H17L18 144L17 143H19L20 144V142L22 141V139H20V140H18L17 138V140H15L14 142H16V143H13V141H11L9 138H10V136H9V138H8V136H6L7 138H6V140L7 141H10L11 142V144L13 143V146L15 147V146H17L16 148H14L13 147V149H15V152H14V150L12 149L11 150V148H12V145L10 146L9 144L7 145L8 146V148L7 147H5L6 148V150H5V148H4V150L3 151H6V152H8V150L7 149H9V150H11L12 151V154L14 155V153H15V156H13L12 154H11V152L9 151L8 152V158L9 159H12L11 158V156L13 157V158H15L16 160H17V158H18V161L17 162H19V161H22L21 159H23L24 157H22V158H20L21 157V155L22 156H24V154L23 153H21V152H24V150H25V148H27L28 146H30L31 144H32V141H33V139L34 138H40V139H42V138H46L47 136H46V134L44 135L43 134V130H42V128H39V127H41V125H40V123H38L39 121V119H37V117L35 116V115H37V113L35 114L34 113V115H33V112L32 111H34V109H32L33 107L36 109V107L35 106H33L32 108H28V106ZM203 105V106H202ZM177 106V107H176ZM200 106V107H199ZM203 107V109H200V108H202ZM29 107H31V106H29ZM42 107V108H43ZM197 107V108H196ZM199 107V108H198ZM45 108H43V109H45ZM51 108V107H50ZM156 108V107H155ZM28 109V110H27ZM38 109H36L37 111H38ZM79 109V110H78ZM150 109H153V111L151 110V112H150ZM200 109V110H199ZM30 110V111H29ZM147 111V113H149V115H148V117H147V115H146V111ZM190 110V112H191V110L192 109H189ZM201 110L204 112H201ZM207 110V111H206ZM39 111H40V109H39ZM41 111L42 112H40V113H42L43 114V110L41 109ZM199 111H200V113H199ZM31 112V113H30ZM139 112H140V114H141V112H143V114H145L144 116H142L143 114H141V117L139 118V116H140V114H139ZM161 112V113H160ZM175 112V113H176ZM209 112V111H208ZM46 113V111H44V114ZM136 113V114H135ZM152 113V115H150ZM184 113H186L185 111H184ZM189 113V112H188ZM234 113V112H233ZM38 114H39V112H38ZM60 114H61V117H59L60 116ZM131 114H133V115H131ZM161 114V115H160ZM40 115V114H39ZM39 115H37V116H39ZM131 116V118H130V116ZM138 115V116H137ZM52 116V117H51ZM71 117V119H69L70 117ZM134 116V117H133ZM163 116V115H162ZM161 116V117H162ZM23 117V118H22ZM35 117V118H34ZM56 117V118H55ZM157 117H155V119L156 120H158V118ZM45 118H47V119H45ZM136 118V119H135ZM142 118V119H141ZM13 119V118H12ZM37 119V120H36ZM68 119V120H67ZM130 119H133L132 121L130 120ZM35 120L37 121V123H38V125H37V123H35ZM66 120V121H65ZM15 121V120H14ZM139 121H140V123H139ZM142 121V122H141ZM144 121V122H145ZM43 122V121H42ZM60 122V123H59ZM62 122V123H61ZM135 121H134V123L133 124H137ZM47 124V125H46ZM58 124V125H57ZM42 125H43V123H42ZM53 125V126H52ZM55 125V126H54ZM21 126V127H20ZM48 127V126H47ZM46 127V128H47ZM140 127H142V126H140ZM48 128H50V127H48ZM54 130V131H53ZM50 131H47L46 133H47V135H48V133H50ZM54 132L55 133V137H54V134L53 135H48V137H50L51 139H55L56 138V134L58 133V132ZM38 132H40V133H38ZM10 133V132H9ZM20 132H18V134H19ZM38 134V135H37ZM41 134H43L44 136H42L41 137ZM14 136V137H13ZM46 136V137H45ZM18 137V136H17ZM23 137H21V138H23ZM19 138H20V136H19ZM30 139H31V141H30ZM5 140V139H4ZM18 141H20V142H18ZM17 144V145H16ZM11 148H10V147ZM0 149H3V147H0ZM19 151V152H18ZM9 153L11 154V155H9ZM17 153V154H16ZM18 154H21L20 155V157H18L17 155ZM17 157V158H16ZM20 158V159H19ZM2 167L1 168H3V165H1ZM5 168H6V166H4ZM44 172H45V170H47V165L45 164H42V165H40L39 166ZM0 168V169H1ZM4 168V169H5ZM45 169V170H44ZM2 170V169H1ZM43 186H41L40 187V190H37L38 192L36 193L37 195H36V201H37V199L43 194L44 196H45V194H46V192H47V190H45V189H48V188H42ZM44 187H46V186H44ZM44 189V190H43ZM42 199H43V197H41ZM40 198V200L42 201V199ZM37 201V204H38V202H40L41 203V201ZM34 202H35V200H34ZM236 205V204H235ZM263 205L264 204H262L260 207H258V206H252L251 205V207H252V209H251V212L252 211H254V213H253V215H249V220H248V217H247V215L246 214H249L250 212H248L247 213V211L248 210H245L246 212H243V209L241 208V205H240V207H238L239 205H236L235 207H234V205L233 204H229V206H230V208L229 207H227V210H228V212H229V216H228V218H230V220L229 219H227V224L229 223L228 222V220L230 221V223L227 225L228 226V231H229V229H230V233L228 232V234H229V236H227L228 237V239H229V237L232 239V243H230V242H228V243H230V244H228V245H230L229 246V251H228V256L226 255L225 257H227L228 258V260L225 258V260L227 261V262H224V263H222L221 261H222V257L220 256V253H221V251L219 252V253H217L219 250H221V249H218V251L216 250V252L215 253H212L213 254V256H210V258L209 259H207V263L206 264H241V263H244V264H246V262H247V264H256V263H258V264H264V207H263ZM39 207V206H38ZM254 207V208H253ZM41 208V207H40ZM67 209H70V208H68V207H66ZM66 208H64L63 209V211H62V225L64 224H66L65 226H66V228L64 229V235L66 236V240H67V243H70L69 245L70 246H75V241H77V239H78V237L75 235V233H74V230L76 229L74 226L75 225H73V223L71 224L70 222L72 221L73 222V220L71 219L72 218V216L71 215H73L74 216V218L76 219V221L77 222H80L79 220L80 219H82V218H78L79 216L75 213V212H77L78 213V209L77 208H75V212L72 214L71 212H70V210H67ZM245 208V207H244ZM247 208H250V205L247 207ZM39 208H36V211L32 214V216L31 217H33L34 219L33 220H31L32 218L30 217V215L31 214H29V218H30V221H33V222H35V223H33V224H35L34 226H36L35 228H36V230L37 229H39L37 232H40V231H42V232H40V233H38V235H42L41 237H38L37 236V239L38 240H36L35 238V240L36 241H38L39 242V239L40 238H42V237H44V238H42L41 240V243L39 244L38 242V244L36 243V245H38V246H40L41 247V249L40 250H36L37 248L35 247V245H33V244H35L34 242H33V244L32 245H30L29 246V248H28V251L26 250V248L23 250L24 252V254H25V252H26V256L28 255V256H30L31 255V258L30 257H27V259L29 258L31 261L29 262V259H28V261H27V259H26V262H25V259L23 260V258H24V256L25 255H23V253H22V261L24 262V263H26V264H37V262H39V260L41 259V257L39 258V257H37V255L38 254H40V256H42V257H44V258H47V259H52V257H54L55 259H54V261H52L51 263L53 264H61V262L63 261V259H64V253L66 252L63 248H61L62 247V241H61V238H60V236H61V234H60V231H57L56 232V230H58V229H56V230H53L52 232H50V231H47V229L49 230V227H48V218H47V214H44L43 213V215H40L41 213H40V210H38ZM229 209H230V211H229ZM35 209L33 208L32 210H31V212L32 211H34ZM250 210V209H249ZM261 211V212H260ZM40 214H39V213ZM67 213H68V215H67ZM70 213H71V215H70ZM244 213H246V214H244ZM226 214H227V212H226ZM38 215V216H37ZM37 216V217H36ZM219 215L217 214V217H218ZM139 217H141L140 215H139ZM220 217V216H219ZM218 217V218H219ZM24 218H26L25 216H24ZM28 218V217H27ZM35 218L37 219V222H36V220H35ZM47 218V219H46ZM142 218V217H141ZM244 219H247L248 221L246 222V221H244ZM250 219H251V222H250ZM26 220V219H25ZM28 220V222H29V219H27ZM47 220V221H46ZM69 220V221H68ZM40 223H39V222ZM245 223H247L248 224V226H247V224H245ZM41 222H43V223H41ZM63 222H65V223H63ZM145 222V221H144ZM225 222V223H226ZM24 223V222H23ZM25 225H27L28 223H27V221H25ZM30 223V222H29ZM251 223V224H250ZM256 223H258V225H257V227L256 228H259L258 230L259 231H255L254 230V228H255V224ZM31 224V223H30ZM39 224V225H38ZM69 224V225H68ZM250 224V225H249ZM23 225V224H22ZM39 227H38V226ZM31 226V225H30ZM44 226H45V228H44ZM251 226V227H250ZM22 227V230H23V228H25L24 227V225L23 226H21ZM43 227V228H42ZM47 227V228H46ZM77 227V226H76ZM32 228H34L33 227V225H32ZM255 228V229H256ZM46 231H45V230ZM215 229H216V227H215ZM214 229V230H215ZM249 229V230H248ZM22 230H19L18 232L19 233H21V231ZM26 230V228L23 230L24 232H26L25 231ZM35 230V231H36ZM254 230V231H253ZM261 230V231H260ZM43 231L44 232H47L46 234L45 233H43ZM246 231V232H245ZM17 232V233H18ZM24 232H22L21 233V235H20V237L21 238H26L27 236V233L26 234H24ZM50 232V233H49ZM57 234H56V233ZM216 232V231H215ZM249 232V233H248ZM42 233V234H41ZM51 233H53V234H51ZM59 233V234H58ZM66 233V234H65ZM71 233V234H70ZM151 233V232H150ZM150 233L146 236V234H144V235H141L142 236V238L141 237H139V238H137L138 239V241H141V240H139L140 238L141 239H145V238H147L149 235H150ZM17 234V235H18ZM35 234H37L36 232H35ZM49 234V235H48ZM51 234V235H50ZM54 234H56V235H54ZM63 234V233H62ZM71 236H70V235ZM227 234V235H228ZM23 235H25V236H23ZM46 237H45V236ZM60 235V236H59ZM231 235V236H230ZM23 236V237H22ZM67 236L69 237V238H67ZM34 237H35V235H34ZM233 237H235V238H233ZM255 237H257L258 238V243L256 242L255 243ZM3 237L1 236L0 237V241H2V242H0V264H9V263H12V264H24L22 261V263L19 261V263H16L17 261H15L14 259H13V257L11 258L10 257V255H12L11 254V250H7V246H4L5 244H3V240H1ZM59 238V239H58ZM71 238V239H70ZM77 238V239H76ZM243 238H245V239H243ZM136 239V240H137ZM231 239H229L228 241H231ZM235 239V240H234ZM248 239V240H247ZM34 240V241H35ZM241 242H240V241ZM250 240V241H249ZM44 241H47V242H44ZM51 241V242H50ZM234 241V242H233ZM236 241H237V243H236ZM244 241V242H243ZM53 242V243H52ZM73 245H72V244ZM235 243V244H234ZM258 244L259 245V247L257 246V245H255V244ZM7 244H8V242H7ZM57 244H59V246H57ZM140 244V243H139ZM238 244H240V245H238V247H237V245ZM242 244V245H241ZM253 246H252V245ZM43 245V246H42ZM60 245H61V247H60ZM3 246V247H2ZM57 246V247H56ZM78 246H85V247H87V245L85 244V242H82V245H79L78 244ZM232 246V247H231ZM233 246H234V248H233ZM239 246H240V248H239ZM246 246V250H244L245 247ZM7 247V248H6ZM39 247V248H40ZM247 247L249 248V247H251V248H249V250L247 249ZM32 248H35V252L37 253V254H35V252L32 250ZM38 248V249H39ZM57 248H59V249H57ZM242 248H244L243 249V251H244V255H242V253H241V249ZM258 248V250H256ZM8 249H10V248H8ZM61 249H63V250H61ZM217 249V248H216ZM232 249V250H231ZM239 249V250H238ZM31 251V253H30V251ZM49 252H48V251ZM233 250H234V252H233ZM240 251L239 253L237 252V251ZM6 251V252H5ZM39 253H38V252ZM250 251V252H249ZM259 251V252H258ZM5 252V253H4ZM27 252H28V254H27ZM32 252L36 255H33L32 254ZM53 252V253H52ZM232 252H233V254H232ZM236 252V253H235ZM14 253V252H13ZM43 253V254H42ZM46 253V254H45ZM49 253V254H48ZM51 253V254H50ZM230 253H231V255H232V257L230 258L229 256H230ZM248 255V258H249V256H250V258L247 260V258H245V257H247V255ZM251 253V254H250ZM253 253H255V254H253ZM257 253V254H256ZM6 254V255H5ZM9 254V255H8ZM53 254V255H52ZM218 254V256H216ZM8 255V256H7ZM44 255V256H43ZM222 255V254H221ZM234 255H235V257H234ZM236 255H239V256H237V257H239L238 259L236 258ZM255 255V256H254ZM257 255V256H256ZM3 256V257H2ZM6 256V257H5ZM35 256V257H34ZM45 256H47V257H45ZM221 258H220V257ZM7 257H10V258H8L7 259ZM59 257V258H58ZM190 257H192V256H190ZM258 257V258H257ZM36 258H38V259H36ZM219 258H220V260H219ZM230 258V259H229ZM235 259L236 260V262H235V260H233V259ZM245 258V261L243 260ZM34 259L35 260H37V262L36 261H34ZM190 259V258H189ZM232 259V260H231ZM240 259V260H239ZM4 260V261H3ZM6 260H8V261H6ZM186 260V264H189L190 263V260L189 261H187L188 259H185ZM185 260L183 261H181L182 263L181 264H185ZM230 260V261H229ZM237 260H239V261H237ZM243 260V261H242ZM256 260V261H255ZM33 261V262H32ZM192 261H193V259H192ZM191 261V262H192ZM228 261H229V263H228ZM256 263H255V262ZM6 262V263H5ZM15 262V263H14ZM32 262V263H31ZM184 262V263H183ZM189 262V263H188ZM239 262V263H238ZM167 264H169V261L167 260V262H166ZM163 264V263H162ZM204 264V263H203Z\"/></svg>",
    "mask_w": 264,
    "mask_h": 264
}]
</instances>
